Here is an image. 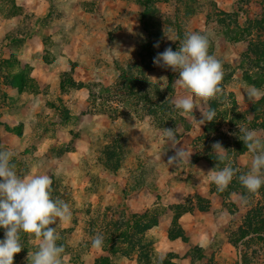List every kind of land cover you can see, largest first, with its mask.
Here are the masks:
<instances>
[{"label": "rangeland", "instance_id": "1", "mask_svg": "<svg viewBox=\"0 0 264 264\" xmlns=\"http://www.w3.org/2000/svg\"><path fill=\"white\" fill-rule=\"evenodd\" d=\"M121 1H126V6L114 8L113 6H107L105 9L107 15L103 11L101 16L95 18H86L90 17L88 13L80 18V62L87 65L90 73V76H87L88 79L99 77V79L89 83L94 88H98V84L105 85L104 82L113 79L114 72L109 68L114 67L115 58H118L117 60L136 59L139 42L147 36L140 22V14L143 10L141 1ZM128 2H133V5L128 6ZM203 2H205V5L202 12L186 21L185 34L198 32L208 36L209 54L215 56L221 62L223 74L230 73V69H233L232 65L234 64L238 65L237 68L239 67L235 69V74L227 82L222 79L220 85L222 92L215 99L220 106L215 108V119L207 126L210 134L204 136L203 139H210L215 131L213 137L219 138L222 145L232 148L231 153L233 152V156H239L248 152V150L242 153L236 151L239 143L243 142L240 139L242 133H240L239 128L244 127L253 130L261 140H264V99H254L247 95L249 89L253 86L264 92V84L257 87L252 82L247 83L244 80L245 77L242 75L240 65L242 53L247 48V43L244 41L246 36L243 35L242 38L237 35L234 40L230 39L232 40L230 42L224 33L225 26L217 22L216 15L218 11L237 12L239 23L244 24L246 16L251 18L259 16L261 18L263 16V5L261 0H214V5L210 4V0H203ZM101 4H103V1ZM177 5L175 0H154L152 7L157 10L155 15L157 18L165 19L166 16L175 14ZM117 11H119V16H116V18L110 17V12ZM81 15H84V13ZM151 20H153L152 16ZM70 26L76 25L69 23V28ZM174 33V31H170L169 39H176ZM259 36L263 38L261 32L259 34L253 33L252 37L258 38ZM46 44L49 47H56L59 42L55 38H50L46 41ZM0 46L3 50H0V69L2 73L6 74L7 69L8 71L11 69L19 70L15 62L17 57L14 58V54L8 53V48L12 49L18 46L11 44L9 39L6 41L1 40ZM35 56L37 65L39 67L43 66L46 62V56L43 54ZM260 63L264 65V62L260 61ZM65 65L66 62L62 60L61 67ZM32 70L33 68L31 71H27V75L32 76L37 73L33 77H37L39 83L44 86L43 80L45 78L40 76L42 72ZM167 72L174 73L170 68L157 66L151 71V76L153 78L164 77ZM175 75L178 76V73L175 72ZM259 75L260 73L251 67L246 77L256 81L260 77ZM239 78L241 79L240 82L237 81ZM58 87L59 83L56 80L49 83L42 90L41 108L37 110L36 115L27 123V126L23 124L24 131L27 128L29 134L22 137L20 146H10L2 143V132L0 130V151H12L14 153L11 162L20 177L47 174L52 179V199L62 200L69 205L72 213L70 221L50 225L56 227L57 234L60 237L57 244L62 245L65 250L62 254L63 264H80V259H84L89 255L88 252L91 248L88 251L86 250L95 234L90 235V230L100 232V225L109 221L136 222L137 220L132 217L134 215L131 216L128 211L131 203L128 199H131L130 196L137 190L141 192L145 185L148 188V190H145V196L150 201V208L144 215L145 217L140 218L139 222L142 224L153 223L155 221L154 215L161 211L160 206L155 205L158 203L156 192L171 190L176 196L181 197L187 190L190 194L183 205L184 207L195 208V205L198 204L195 191L196 178L194 176L189 178V183L183 184L181 181V177L186 174L185 164H182L181 161L169 163L168 160L164 161L163 164L165 163V165H161L162 168H160L156 161H152L154 157L147 155L143 150L140 151L134 140L130 141L129 137L130 149H128L127 157L119 169L110 171L100 165L97 158L102 156L101 150L104 143L109 142L107 138L102 137V132L105 129L112 128L115 130L123 129L127 133L128 129L133 126L131 121L121 118L117 122L115 121L116 123L113 125H109L107 116L94 108V97L87 91L80 92L77 97L78 100L80 99V114L77 117L63 121L62 115L49 105L52 102L57 107L60 104L67 105L64 102V94L59 92ZM6 90V83L0 81V104L4 101L3 94L7 92ZM29 92L30 90L27 89L23 93L21 96L23 101L28 100ZM66 99L67 103L70 104L69 99L74 103L76 97ZM45 101L47 104H45ZM42 104L45 106H42ZM65 107L70 112V105ZM253 109L259 114L258 116L254 114ZM233 111H236V113ZM243 116L248 121L243 120ZM233 117H237L233 120V125L228 124L229 119L232 120ZM64 127L70 128L71 133H74L72 139L68 142L64 139L69 138L70 133L63 132L61 128ZM165 127L170 129L167 125ZM175 134H178L177 130ZM136 142L139 141L136 140ZM233 143H237V147L233 146ZM240 148H243L241 144ZM210 161L220 169L226 163L231 162L232 167L238 169L237 175L231 183L242 188L238 176L250 171L252 153H250V156L247 155L245 158H241V161L245 162L244 165L234 164L232 160H226L223 163L218 161L215 163L211 159ZM169 170L176 180L174 179L171 186L166 187L168 184L165 183H168V176L170 175ZM231 183L223 192L222 203V206L227 208L229 215H225L220 220V224L214 227L217 230L214 231L209 247L190 249L194 258L199 256L200 259L199 262L195 259L193 264H235L244 253H246V264H264V239L256 237L257 235L253 232V229H256L255 231L262 233L260 235L264 238V186H261L257 193H251L243 187L244 191L241 189L242 192L237 194L239 200L242 198V201L236 204L232 201V197L236 195L233 190H236V188H231ZM133 203L135 205L133 207L135 208L134 212H140L141 203L139 199ZM103 215L107 219H104ZM253 220L255 224L250 226V222H253ZM257 223H261V225ZM207 229L209 230L208 226ZM4 232L5 229L0 228V240L4 239ZM243 234L245 237L239 238ZM158 235L159 233L155 227L151 225L150 229L142 233V240L144 243H152L151 240L155 241L154 239ZM210 237H212V234H210ZM233 242H236V244H233ZM21 243L22 250L20 253L15 254L13 264H30L28 253L35 252L36 249L33 247L38 245L39 242L34 237L21 233ZM137 252L132 253V256L135 257ZM117 255H119L118 252ZM159 258L161 259L160 253L155 251L151 264H157ZM168 259H171L173 264H180L179 254H172Z\"/></svg>", "mask_w": 264, "mask_h": 264}, {"label": "crops", "instance_id": "2", "mask_svg": "<svg viewBox=\"0 0 264 264\" xmlns=\"http://www.w3.org/2000/svg\"><path fill=\"white\" fill-rule=\"evenodd\" d=\"M102 1L103 4H101ZM131 5H133V2H128V6ZM107 6H113V8L117 6L125 7L126 1L0 0V41L9 39L11 44L18 46L12 49L8 48L10 51L8 53L14 54V58L17 57L15 62L19 70L11 69L8 71L7 69V73L15 75L18 72H25V81L27 82L28 78H30L28 82L32 80L34 85V88H30L28 100L23 101L21 96L26 91H19L16 86L10 85L7 78L4 77L5 73H2L0 69V81L6 83V91L8 93L7 99H4L0 104L2 143L10 146L21 145L22 137L29 134L27 128L24 131L25 127L23 124L27 126V123L36 115L37 110L41 108L40 102L41 99L43 100V96H41L42 90L49 83L56 80L59 83L61 78H67V76H71L76 82L81 81L88 84L99 79V77L88 79L90 73L87 65L86 63L80 62V18H82L81 16H86L85 14L87 13L90 16L86 17L88 19L101 16L103 11L105 13ZM83 13L84 15H81ZM105 14L107 15V13ZM110 15V17L116 18V16H119V11L110 12ZM69 23L76 26H70L69 28ZM10 35L13 37L9 38L8 36ZM50 38H55L59 42L58 46H47L46 41ZM0 50H2V46H0ZM39 54L46 56V62L41 67L37 65L35 58V55ZM115 59L117 60L118 58ZM62 60L66 62V65L61 67ZM111 63L113 64V61ZM237 66L234 64L232 68L238 69L239 67L237 68ZM32 68L34 72H42L40 76L45 78L43 80L44 86L39 83L37 77L34 78L37 73L32 76L26 75L28 73L27 71H31ZM109 69L114 72V77L111 81L104 82L106 86L112 84L118 75L115 65ZM177 78L178 76L176 75L173 83L172 100L174 104L183 95L182 89L176 83ZM58 88L59 92L64 94V102L68 106L70 105L69 115L71 118L77 117L80 114V99L78 100L77 98L80 92L87 91L93 96L92 91L87 88H72L63 93L60 91V87ZM69 97H76L74 103L70 99V104L67 103L66 98ZM196 103L200 109H194L193 116L199 121L203 118L201 111H206L209 108L213 109V106L210 101L207 104H201L199 99L196 100ZM42 106L45 105L42 104ZM184 116L191 123V128L186 131L182 126L178 127V134H175L174 140H170L165 136L163 131L166 129L165 126L160 128L152 127L145 121L133 125L125 133L130 141L134 140L140 151L143 150L147 155L153 156L154 159L152 161H156L160 168H162L161 165H165L163 162L174 157L179 149L191 153L189 161L184 158L177 160L175 163L181 161L186 166V174L181 177L183 184L189 183V178H192V176L196 178L195 191L200 196L204 208L195 206L192 210L182 211V209H177L178 205H183L186 199H188L190 193L187 190L181 197L176 196L171 190L156 192L158 195L156 197L158 203L155 205L160 206L161 211L154 215V227L159 235L154 239L153 246L160 253V257L163 260L168 259L170 255L176 253L180 255V264H193L195 259L198 262L200 259L199 256L194 258L192 250L190 249L209 247L213 239L214 231L217 230L214 227L220 224V220L225 215L229 214L227 208L222 206L224 191H219L217 186L210 182L207 176L210 170H220L216 164H212L210 161V159L215 163L218 161L212 144L219 141V138L213 137L214 131L210 139L204 140L203 137L208 122L206 121L204 124L198 125L190 115ZM107 121L109 125L117 122H110L108 118ZM61 129L65 133H70V137L64 139L66 142L72 139L74 133H71L70 128L64 127ZM136 140L140 143L136 142ZM222 146L227 150L228 160H232L234 164L244 165L245 162H242L241 158L243 159L247 155L250 156L249 151L239 156H233L231 148ZM168 177V183H165L168 184L166 187L171 186L174 179L176 180L171 172ZM146 186H143L141 192L137 190L130 196L131 199H128L131 202L128 211L131 216L134 215L132 217L136 220H140L150 208V201L145 196V190H148ZM241 189L244 191L243 187H238L236 190H233L236 195L232 197V201L236 204L242 201V198L239 200V197H237V194L242 192L240 191ZM138 199L141 203V209L140 212L135 213V208H133L135 205L133 202ZM170 232H173V237H170ZM210 234H212V237H210ZM88 254L84 259H80V264H95L100 259L108 260L110 264H138L135 257H113L108 251L102 250L101 248L91 247Z\"/></svg>", "mask_w": 264, "mask_h": 264}, {"label": "trees", "instance_id": "3", "mask_svg": "<svg viewBox=\"0 0 264 264\" xmlns=\"http://www.w3.org/2000/svg\"><path fill=\"white\" fill-rule=\"evenodd\" d=\"M139 1H141L143 5V10L140 14V22L147 36L139 42L137 58L115 60L114 65L118 71V75L115 81L108 86L98 84V88H94L91 84L81 81L76 82L71 76H67V78H61L59 82L60 91L63 93L72 88H87L91 90L94 97V108L105 114L112 122L123 118L130 120L132 125L144 121L149 123L152 127L157 128L167 125L174 133L178 126H182L186 131L190 130L191 123L186 120L181 110L175 108V104L172 100L173 83L176 75L172 72H167L164 77L153 78L151 76V71L157 67V65L153 63V60L158 53H162L168 47H171L173 51L179 50L186 36L184 29L186 21L202 12L205 2H203V0H175L178 4L175 14L161 19L155 16L157 10L152 7L154 0ZM261 2L263 5V16L261 18L259 16L256 18L246 16L244 24L239 23L237 12L226 13L218 11L216 15L217 22L225 26L224 33L230 42L234 40V37L237 35L240 37L243 35L246 36L244 37V41L247 43V48L242 53L240 67L242 69V75L245 77L244 80L247 83L252 82L257 87H261V85L264 84V65L260 63V61L264 62V0H261ZM210 4L214 5V0H210ZM151 16L153 20H151ZM170 31L175 32V40L169 39ZM259 32H261L263 38L260 36L258 38L252 37L253 33L259 34ZM251 67L255 68L260 73V77H258L256 81L250 79V77H246ZM235 71V69H230V73L227 75L223 74V79L227 82L228 79L235 74ZM11 74L12 73H7L4 77L7 78L10 85L16 86L19 91H26L27 89L30 90V88H34L32 80V83L28 82L30 78H28L27 82L25 81V72H18L15 75ZM237 81L240 82L241 79L239 78ZM7 97L8 93L5 92L3 94V99H7ZM262 99H264V96H262L260 100ZM59 100L61 101V99ZM210 103L214 110L220 106L215 99L211 100ZM49 105L62 115L63 121H67L71 118L67 107L64 105L60 104V106L57 107L54 102ZM253 111L256 116L259 115L255 109H253ZM233 112L236 113V111ZM236 118L237 117H233L232 120L229 119L228 124L233 125L232 122ZM243 120L248 121L245 116H243ZM211 122H208V124ZM207 126L204 136L210 134V130L207 129ZM102 133V137L107 138L109 142L104 143L101 150L102 156L97 158V162L110 171H116L121 167L122 162L127 157L128 149H130L128 136L123 129L115 130L108 128ZM240 144L243 148H240ZM233 146L237 147V143H233ZM246 150L247 148L244 142L239 143L236 149L238 153H242ZM230 187L234 189L238 188L239 185L231 183ZM197 199L198 204L195 206L204 208L200 196L197 195ZM177 209L185 211L192 210L193 208L184 207V205L181 204L178 205ZM103 218L105 219L106 216L103 215ZM253 224H255L254 220L250 222V226ZM257 224L261 225V223ZM151 225L154 226V221L153 223L151 222V224H142L139 220L133 223L130 221L124 222L122 220L114 222L109 221L100 225V232L90 230L89 234L92 235L95 233L96 235H102L104 237V242L101 249L108 251L113 257H133L132 253L138 251L135 256L137 263L151 264L152 256L153 254L155 255L156 251L153 246L154 241L151 240L152 243H144L142 240V233L150 229ZM255 230L256 229H253V232L257 235L256 237L263 240L264 238L260 235L262 233ZM171 236H174L173 232H170V237ZM244 237L243 234L239 238ZM233 244H236V242H233ZM91 247H93L92 242L88 245L86 251ZM33 248L37 250V245ZM117 252L119 255H117ZM95 264H110V262L105 259H100L97 260ZM157 264L173 263L171 259L163 260L159 258ZM235 264H246V253H244L241 259L237 260Z\"/></svg>", "mask_w": 264, "mask_h": 264}, {"label": "clouds", "instance_id": "4", "mask_svg": "<svg viewBox=\"0 0 264 264\" xmlns=\"http://www.w3.org/2000/svg\"><path fill=\"white\" fill-rule=\"evenodd\" d=\"M208 49V36L192 32L186 34L179 50L173 51L168 47L153 60L155 65L178 73L176 83L183 95L176 100L175 108L184 115H190L198 125L213 121L216 113L211 108L200 110L203 118L197 121L193 116V110L199 108L196 100L207 104L222 92V64L209 54ZM247 95L259 99L264 92L253 86ZM239 130L242 133L240 139L252 153V161L250 171L239 175L238 179L249 192L257 193L264 186V140L253 130L244 127ZM163 131L168 139L174 140L173 130ZM212 148L218 162L228 160L227 150L219 141L213 143ZM190 154L179 149L169 163L184 158L189 161ZM13 155L12 151H0V228L5 229L4 239L0 240V264H13L15 254L22 250L21 233L39 242L37 250L28 253L30 264H63L62 254L65 250L57 244L60 237L56 227L50 225L70 221L72 213L69 205L62 200L52 199V179L47 174L18 176L11 162ZM237 172L238 169L228 162L220 170H210L207 176L219 191H224ZM103 242L104 237L99 234L92 239V245L96 248H101Z\"/></svg>", "mask_w": 264, "mask_h": 264}]
</instances>
